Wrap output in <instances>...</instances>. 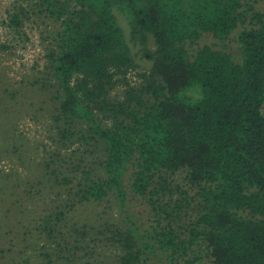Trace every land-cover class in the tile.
<instances>
[{
	"label": "trees",
	"instance_id": "obj_1",
	"mask_svg": "<svg viewBox=\"0 0 264 264\" xmlns=\"http://www.w3.org/2000/svg\"><path fill=\"white\" fill-rule=\"evenodd\" d=\"M37 3L62 25L51 36L46 66L61 146L52 164L75 141L103 157L99 168L76 183L58 169L51 172L58 186H70L69 197L60 199L66 213L43 220L39 231L48 244L40 264H76L88 250L96 254L94 244L72 240L59 226L68 210L110 195L125 210L130 170L134 195L148 197L154 207L165 190L163 174L186 171L197 189L196 215L184 235L173 226L175 210L164 224L157 209V223L147 233L130 217L112 223L106 231L111 235L99 232L102 238L94 243L108 239L114 264H147L157 252L183 264H207L205 258L211 264H264V13L245 10L243 0ZM115 9L128 17L143 44L152 37L156 46L146 53L153 78L131 88L123 101L109 97L133 67ZM10 23L21 29L22 14L12 13ZM240 25L241 62L210 46L189 55L188 42L206 33L225 42ZM2 94L16 96L8 89Z\"/></svg>",
	"mask_w": 264,
	"mask_h": 264
},
{
	"label": "rangeland",
	"instance_id": "obj_2",
	"mask_svg": "<svg viewBox=\"0 0 264 264\" xmlns=\"http://www.w3.org/2000/svg\"><path fill=\"white\" fill-rule=\"evenodd\" d=\"M38 1L0 0V264H40L42 248L48 244L45 233L39 231L43 220L61 210L66 213L60 199L69 197L70 186H58L52 180L51 172L58 169L57 173L62 177H76V183L84 173H93L99 168L103 160L98 149L75 141L68 151L62 149L59 162L52 164L53 159L56 160L54 152L58 153L61 146L53 127L54 105L47 87L50 81L46 80V66L47 54L54 45L51 36L55 32L56 37L62 25L61 21L49 17ZM243 1L245 10L251 7L264 13V0ZM14 12L22 14L24 24L21 29L10 25V15ZM114 12L133 61L126 79L121 77L122 82L109 95L112 101H123L131 88L145 87L153 78V60H149L146 53H154L156 46L152 37L143 44L140 37L133 34L128 17L116 9ZM242 28L240 25L225 42L211 34H203L196 42H188L186 49L193 56L200 48L210 46L230 53L241 62L242 50L237 35ZM5 89L16 96L3 95ZM15 147L18 152L13 154L11 150ZM132 172L130 170L126 178L125 210H121L114 195L102 203H87L68 210L66 220L59 227L72 240L91 242L96 251L95 255L89 250L83 253L82 261L76 264H114L115 248L108 245V239L96 243L94 240L102 238L99 232L110 236L106 231L111 224L122 223L126 217H130L144 233L156 225L157 209L162 212L164 224L170 222L167 212L176 211L173 226L181 235L192 225L198 197L197 189L189 184L186 171L163 174L165 190L156 201V207L148 197L134 195ZM201 252L206 255L204 248ZM205 261L211 264L209 259L205 258ZM147 264L183 263L157 252Z\"/></svg>",
	"mask_w": 264,
	"mask_h": 264
}]
</instances>
